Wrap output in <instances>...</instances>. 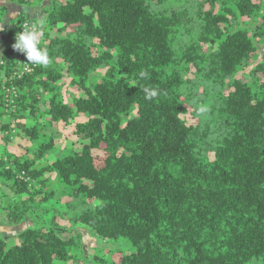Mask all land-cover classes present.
<instances>
[{
	"label": "trees",
	"instance_id": "obj_1",
	"mask_svg": "<svg viewBox=\"0 0 264 264\" xmlns=\"http://www.w3.org/2000/svg\"><path fill=\"white\" fill-rule=\"evenodd\" d=\"M12 5L0 264H264V0H0V24ZM23 23L46 67L13 49ZM76 118L66 141L40 132ZM86 230L119 248L89 254Z\"/></svg>",
	"mask_w": 264,
	"mask_h": 264
},
{
	"label": "rangeland",
	"instance_id": "obj_2",
	"mask_svg": "<svg viewBox=\"0 0 264 264\" xmlns=\"http://www.w3.org/2000/svg\"><path fill=\"white\" fill-rule=\"evenodd\" d=\"M7 13L11 14L10 17H14L15 15L18 14V8H16L15 6L12 5L11 8L7 7ZM30 13H32L30 11ZM246 26L248 28H252L253 24L251 22V20H249L246 23ZM262 49V47H261ZM261 60V56L255 60V62L251 65H248L247 67H245L243 69V72L247 73L248 76L250 77L251 73L250 71L253 69V67L255 66V64ZM100 74V72H96L93 73V76H98ZM66 87H64V95L66 94ZM77 89L72 88V91H76ZM194 106H191L190 110H194ZM1 119L3 121H6V115H4L3 117H1ZM82 118H76L75 122H73L72 124H66V123H58L56 125L53 126H41L40 128V132L44 135H52L54 137H56L57 139H59L60 141H66L68 139H70L72 137V132H73V128L74 125L76 123V121L81 120ZM192 122L195 123L196 120L195 118H192ZM29 123H32L31 121H29ZM14 129L10 131L11 133V142H9L8 145H10L12 148H18L21 144L22 145H30V140L27 138V136L25 135V133H23L20 129L13 127ZM2 140L0 138V151L2 150ZM18 146V147H17ZM47 207H51V208H57L58 210H62L64 209V204L63 202H58L55 199H50L47 203H46ZM58 223L62 226L65 225L68 227V231L71 232L72 229H74L76 227V224L70 222V220L68 219V214H61L58 215L57 218ZM0 230L5 234V235H12L13 233L3 229L2 227H0ZM68 232H65L64 235H66ZM8 242H12L14 240H17V237L13 234L11 237L8 236L7 238ZM82 241L84 242V247L86 249V252H88L89 254H92L94 251H106L108 249H118L119 245L110 242V241H106L104 239H102L100 236H98L97 234H95L93 231H84L82 232ZM87 257H84L79 264H86Z\"/></svg>",
	"mask_w": 264,
	"mask_h": 264
},
{
	"label": "clouds",
	"instance_id": "obj_3",
	"mask_svg": "<svg viewBox=\"0 0 264 264\" xmlns=\"http://www.w3.org/2000/svg\"><path fill=\"white\" fill-rule=\"evenodd\" d=\"M3 30L4 26L0 25V31ZM42 36L43 32L34 25L31 28L17 32L12 47L26 57V63L46 67L49 64V54L47 50L41 47ZM155 95V91L148 92L149 98ZM200 111L203 113L204 109H200Z\"/></svg>",
	"mask_w": 264,
	"mask_h": 264
},
{
	"label": "built area",
	"instance_id": "obj_4",
	"mask_svg": "<svg viewBox=\"0 0 264 264\" xmlns=\"http://www.w3.org/2000/svg\"><path fill=\"white\" fill-rule=\"evenodd\" d=\"M33 25H30V24H27V23H23V25L21 26L20 30H25V29H28V28H31ZM22 54V53H21ZM23 55V54H22ZM25 58V56H23ZM21 64L23 65V68L27 71H30V67L28 66V64L26 63V60L25 59H22L21 60ZM21 75V73H20Z\"/></svg>",
	"mask_w": 264,
	"mask_h": 264
},
{
	"label": "crops",
	"instance_id": "obj_5",
	"mask_svg": "<svg viewBox=\"0 0 264 264\" xmlns=\"http://www.w3.org/2000/svg\"><path fill=\"white\" fill-rule=\"evenodd\" d=\"M11 7H12V6H11ZM11 7H10V8H11ZM7 14H8V13H7ZM10 15H11V14H8V17L6 18V21L3 22L2 24H0V25H3V26H4V30H5L6 26L8 25V23H7L8 20L11 19V18H14V17L16 16V15H15L14 17H10ZM4 30H3V31H4ZM3 31H0V53H1V48H2V40L4 39Z\"/></svg>",
	"mask_w": 264,
	"mask_h": 264
}]
</instances>
